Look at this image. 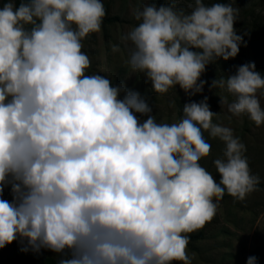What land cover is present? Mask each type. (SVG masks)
<instances>
[{
    "label": "clouds",
    "instance_id": "1",
    "mask_svg": "<svg viewBox=\"0 0 264 264\" xmlns=\"http://www.w3.org/2000/svg\"><path fill=\"white\" fill-rule=\"evenodd\" d=\"M187 8L144 4L120 36L131 45L128 67L156 93L176 85L201 93L205 66L239 51L230 3L192 0ZM104 16L102 0L0 7V193L10 185L12 196L0 199V248L19 240L22 250L66 253L58 264H191L188 234L213 218L225 193L243 199L259 178L239 137L213 122L206 96L184 103L179 121L158 123L139 92L85 74L82 40ZM211 88L228 94L219 103L231 116L264 125V76L254 63ZM203 131L224 143L213 160L218 182L199 163L210 152Z\"/></svg>",
    "mask_w": 264,
    "mask_h": 264
},
{
    "label": "rangeland",
    "instance_id": "2",
    "mask_svg": "<svg viewBox=\"0 0 264 264\" xmlns=\"http://www.w3.org/2000/svg\"><path fill=\"white\" fill-rule=\"evenodd\" d=\"M7 0H0V7ZM14 2V0H13ZM152 0H102L108 7L110 15H117L120 21L101 24L99 32L91 33L82 40V51L90 60L86 75L100 74L110 79L114 85L123 84L127 89L137 91L145 97L152 108L150 115L158 123L177 122L182 118V106L186 102L201 101L205 96L209 110L216 113L213 122L230 127L234 136L239 137L245 146L244 155L247 158L251 174L259 178L255 190L243 199L234 198L227 193L217 202L216 213L204 226L190 234L185 249L191 264H246L251 252L264 249V125L257 127L246 115L231 116L226 106L220 107L219 95H228L218 88H211L214 79L226 77L219 67V58L205 66L200 79L204 80L201 93L189 95L180 89L179 85L160 94L151 90L150 81L139 72H132L127 65L128 48L120 41V36L138 22L133 12ZM192 0H167L175 3L177 9L189 11L187 5ZM205 4L215 3V0H202ZM238 10L233 27L241 37L239 51L234 58L238 60L253 59L255 67L264 73V0H224ZM118 45L119 51H112V46ZM195 50V49H190ZM199 82V81H198ZM257 91L261 107L264 108V95ZM123 93H120V98ZM229 100L233 99L230 95ZM138 119H146V115L135 113ZM203 138L210 145V152L199 161L218 182L219 173L213 165V160L220 157L224 143L219 138L210 137L207 131L202 132ZM0 199L11 201L10 185L4 187ZM26 242L14 240L0 248V259L12 257L13 245H24ZM44 255L63 257L66 253H56L41 249ZM171 264H180L172 261Z\"/></svg>",
    "mask_w": 264,
    "mask_h": 264
},
{
    "label": "trees",
    "instance_id": "3",
    "mask_svg": "<svg viewBox=\"0 0 264 264\" xmlns=\"http://www.w3.org/2000/svg\"><path fill=\"white\" fill-rule=\"evenodd\" d=\"M224 0H215V3H223ZM16 6L19 5L20 0H14ZM151 3L157 4V6L161 4H167V0H152ZM105 16L102 20V24L114 23L120 21V18L117 15H110L108 12V7L104 6ZM219 67L222 69L226 75L234 74L236 71V66L245 64V63H254L253 59L249 60H238L237 58H229L228 60H224L219 58ZM255 70L260 72L262 76L264 73L260 70ZM224 77V78H227ZM112 84V83H111ZM113 85V84H112ZM114 86V85H113ZM264 92V90H260ZM24 245H13L12 249V257L8 259H0V264H58L59 259L63 257H53L49 255H44L41 250L39 252H34L31 249L22 250ZM249 256H255L257 258L256 264H264V249H257L254 252H251Z\"/></svg>",
    "mask_w": 264,
    "mask_h": 264
}]
</instances>
